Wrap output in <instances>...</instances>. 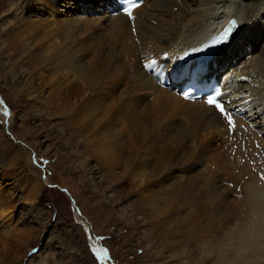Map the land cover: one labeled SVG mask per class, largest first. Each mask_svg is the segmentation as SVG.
<instances>
[{"label": "bare ground", "instance_id": "obj_1", "mask_svg": "<svg viewBox=\"0 0 264 264\" xmlns=\"http://www.w3.org/2000/svg\"><path fill=\"white\" fill-rule=\"evenodd\" d=\"M94 1L99 11L106 2L101 14L109 17L103 16L102 22L84 16L94 13L87 6L92 0H0V38L12 37L14 42L23 33V41H28L24 50L31 57L29 44L37 45L52 35L46 51L52 60L49 66L63 64L75 73L54 89L44 75L54 68L35 64L21 77L1 62L0 55V77L12 81L15 102L21 104L23 98V107L41 110L33 93L45 91V98L56 93L55 111L46 116L58 117L67 126L74 154L81 153L73 160L80 162L91 187L109 186L117 203L135 197L119 209L118 221L131 225L135 233L140 228L148 230L142 233L143 240L154 264H264V127L258 129L255 121L257 116L264 124V42L255 57L250 55L264 32V10L259 13L264 0L259 10L257 0H247V4L246 0H145L134 10L132 22L124 16H110L111 0ZM82 2L86 3L83 7ZM222 5H227L225 11L220 10ZM231 18L241 26L226 48H220L206 64L208 76L228 69L223 86L225 111L232 121L238 111L251 113L252 118L245 116L244 121L256 125L255 132L243 129L240 133L213 106L184 101L160 88V80L141 66L157 59L155 70L169 69L174 77L178 55ZM254 18H258L256 23ZM94 23H101L106 35L94 44L90 60L83 62L90 52L77 39L88 36ZM243 39L248 48L245 56ZM191 72L185 63V77ZM228 78H232L229 87ZM0 107L4 117L8 111L1 100ZM8 117L10 125L12 113ZM6 142L0 131V173L13 179L11 190L18 191L24 182L22 152L15 146L6 152ZM169 151L178 156L172 159ZM207 163L214 165L215 172H201L209 168ZM179 172L184 176H178ZM25 180L26 197L34 198L37 182ZM113 207L106 205L107 212ZM14 209L6 191L0 193V219ZM135 216L141 218L133 220ZM190 221L203 225L198 233L201 238L190 243L194 245L192 259L185 262L186 233L180 229H187ZM22 237L0 231V264H21L19 255L26 251Z\"/></svg>", "mask_w": 264, "mask_h": 264}, {"label": "rangeland", "instance_id": "obj_2", "mask_svg": "<svg viewBox=\"0 0 264 264\" xmlns=\"http://www.w3.org/2000/svg\"><path fill=\"white\" fill-rule=\"evenodd\" d=\"M83 1L85 2L86 0ZM92 1L93 3L87 6L94 13H89L92 15L85 13L84 16L86 18L100 20L102 22L105 19L102 18L103 16L109 17L105 15L106 13L104 11L103 13L105 14H101L106 2L101 5L99 11V3H96L94 0ZM262 1L257 0L255 3L258 5V7L256 5L257 10H259ZM84 2L81 3L82 7L86 4ZM246 2L250 3L246 0L245 4H247ZM220 7L221 11L227 9V5ZM262 10L264 8L259 10L260 14L264 12ZM173 11H176V8ZM257 19L254 18L255 23ZM261 22H263L264 26V20H261ZM99 24L101 23L92 24L88 31L89 35H84L77 39L79 45L90 52L89 55L83 58V62L90 60L95 50L94 44L101 42L105 38V30H101ZM1 34L2 31L0 30V36ZM239 36L240 34L237 36V42ZM23 40V33L14 42L12 41V37L0 38L1 62L12 67L18 76L23 77L28 74L35 64H41L43 67L49 69L54 68L52 70L53 73L46 72L44 75L52 83L51 87L56 89L58 85L63 84L66 78L73 73V71L66 68L63 64H59L58 67L49 66L52 60L49 58L50 54L46 51L52 44V35H49L37 45L34 43L29 44L32 50L31 57L26 56L27 50H24V47L28 41L24 42ZM244 41L246 42V40L243 39L241 48L245 56L248 55L246 54L248 48H246V44L244 46ZM263 42L264 32L258 40L257 52L253 51L250 54L251 57H255L258 54ZM247 43L249 44L248 41ZM249 45L252 44L250 43ZM125 61H129L128 57H126ZM73 76H75V73L71 74V78ZM11 84L12 81L10 79L4 80L0 77V100L8 111L4 116L5 118L0 115V131L4 132L5 138L7 139L4 147L6 152H9L14 146L21 148L20 165L24 173V182H22V186L19 187L18 191L15 189L11 190L14 187V184H12L13 179L3 176L0 173V193L6 191V195L12 200L13 206L15 207L11 215L1 217L0 231L15 232L23 235V242L21 243H23V252L25 249L26 251L23 255H19L20 263L154 264L151 260L150 252L146 248V243L143 240V234L147 233L148 230L146 228H140L135 233L131 225L127 226L126 223L122 224L118 221L119 209L126 207L129 202L135 201V197L129 199L127 202H115L112 196L113 192H110V187L107 185H95L91 187L85 177V172L79 167L80 162L73 160L74 156L77 157L81 153L74 154L73 147L70 146V144L72 145V141L70 142V132L67 130V126L58 117H51L52 109L53 112L55 111L53 104L57 102L54 100L56 93L45 98L47 92L44 91V93L40 94L39 90H36L33 94L34 96L36 95L35 97L38 95L35 100H37L42 111L29 110L23 107V98L21 104L15 102ZM10 113H12L13 117L10 125H8V114ZM46 113H49L51 116L47 117ZM249 114L251 117V113ZM1 118H4L3 122ZM259 120L257 118L258 129L264 127V124L260 123ZM93 146L96 148L95 144ZM169 153L171 157L178 156L177 152V154L171 153V151ZM28 160H30L33 169H30ZM208 166L209 168H205V170L201 169V172H207L208 169L215 172L214 165L207 163ZM20 176L18 175V177ZM178 176L184 175L179 172ZM26 178H32L37 182V193L34 198L26 197L29 191V188L26 191L25 187L27 185ZM223 183L226 185V182ZM106 205H113L114 207L111 211L107 212ZM140 218L141 216L132 217L133 220ZM186 221L187 218L185 217V225ZM197 222L194 221V223ZM190 223L196 225L194 226L195 228L189 224L187 229L185 227V229H180L182 231L181 233H186L185 240L182 243L185 246L186 255L188 254L185 262H190L192 259L194 245L191 244L193 240L201 238L198 233L201 232L199 227L203 225V223L194 224L191 221ZM5 226H7V230H5ZM192 237L193 239H191ZM36 246L39 247V250L35 252L34 249ZM14 262L17 261L15 260Z\"/></svg>", "mask_w": 264, "mask_h": 264}, {"label": "snow or ice", "instance_id": "obj_3", "mask_svg": "<svg viewBox=\"0 0 264 264\" xmlns=\"http://www.w3.org/2000/svg\"><path fill=\"white\" fill-rule=\"evenodd\" d=\"M136 5H132L131 7L129 8H126L125 9V12L127 15L131 16V8L132 7H135ZM234 23V22H233ZM189 94H185V98H187ZM220 96V93H216L214 96L213 95H209L207 97V103L210 105V106H214L216 109H218L222 114L225 115V118L228 120L229 124L231 125L232 124V117L230 115L227 114V112L225 111V108L224 106L218 102L217 100V97ZM264 178V177H262Z\"/></svg>", "mask_w": 264, "mask_h": 264}]
</instances>
